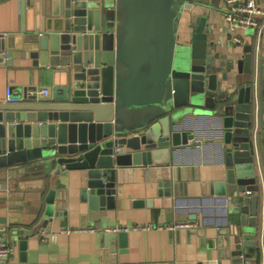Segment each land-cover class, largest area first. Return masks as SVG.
Wrapping results in <instances>:
<instances>
[{
  "label": "water",
  "instance_id": "1",
  "mask_svg": "<svg viewBox=\"0 0 264 264\" xmlns=\"http://www.w3.org/2000/svg\"><path fill=\"white\" fill-rule=\"evenodd\" d=\"M219 1L42 0L40 26L27 48L36 64L61 70L44 74L52 78L51 88L30 86L19 103L0 104V169L38 161L46 172L34 196L38 223L27 237L52 233L55 221L69 225L61 178L75 176L81 199L92 209L114 208L122 161L136 166L188 161L189 141L196 140L190 128L205 122L221 140L225 169L207 182L203 195L226 205L220 211L230 214L228 231L219 232L217 243L235 263L252 264L261 162L248 78L256 55L249 37L243 56H221L211 21ZM184 15L191 36L179 42ZM2 44L0 51L6 39ZM261 59L258 53L259 65ZM188 172L186 164L173 168L160 184L165 182L160 196L170 189L178 197ZM6 176L11 174L0 171V178ZM102 238L108 251L117 245L122 250L128 231L104 232ZM20 246L24 251L27 241Z\"/></svg>",
  "mask_w": 264,
  "mask_h": 264
},
{
  "label": "crops",
  "instance_id": "2",
  "mask_svg": "<svg viewBox=\"0 0 264 264\" xmlns=\"http://www.w3.org/2000/svg\"><path fill=\"white\" fill-rule=\"evenodd\" d=\"M211 15L212 29L221 56L226 60L243 56L246 40L250 37L254 52L257 50L264 62V16L257 28L238 29L230 33L223 17V4ZM42 0H0V46L6 39L7 47L0 51V104L6 103V89L23 97L27 87L51 88L52 74L61 67H43L36 64V58L27 48L28 37L40 26L39 7ZM259 8H264V0H257ZM178 41L184 42L191 36L189 18L182 16L178 22ZM244 39L245 44H236L234 37ZM38 63V62H37ZM248 78L252 86L253 140L260 155L262 180L259 183V228L257 247L252 264H264V63L257 66ZM256 79V81H255ZM254 81L257 87H254ZM55 85V83H54ZM257 90V103L254 91ZM30 94V93H29ZM190 132L196 140L189 141L188 161L172 166L132 165L122 161L116 172V206L114 208L92 209L89 200H82V185L75 176L59 188L66 190L68 226L60 227L61 221L53 222L52 233L41 231L33 237L26 233L37 225L35 220V200L44 186L46 172L34 161L24 165L3 168L11 176L0 178V232L5 241L14 248L8 264H238L233 258L223 254L217 243L219 232L228 231L229 212L224 214V206L210 203L207 182L225 169L224 157L216 129L205 122L191 126ZM186 164L189 172L184 186L160 196L171 170ZM218 179V178H217ZM175 192V191H174ZM182 192V193H181ZM30 196V200H28ZM179 200V204L176 201ZM229 209V208H228ZM221 210V211H220ZM190 223L196 227L176 231L130 230L127 246L120 250L118 245L112 251L105 248L104 232L116 227H132L146 224ZM93 228L94 232L80 231ZM18 232L16 235L15 233ZM27 241L26 249L20 246ZM248 261L239 264H246Z\"/></svg>",
  "mask_w": 264,
  "mask_h": 264
},
{
  "label": "built area",
  "instance_id": "3",
  "mask_svg": "<svg viewBox=\"0 0 264 264\" xmlns=\"http://www.w3.org/2000/svg\"><path fill=\"white\" fill-rule=\"evenodd\" d=\"M223 17L227 24L230 33H235L238 29H249L257 28L259 26V19L264 16V8H259L257 5V0H225L223 4ZM234 42L238 44H245L244 39L235 36ZM256 55V74H258V51H255ZM256 81V79H255ZM254 81V87L256 89L257 83ZM47 95V91L42 92ZM255 102L257 103V90L254 91ZM6 103L16 104L20 102V97L16 95L11 87L6 89ZM258 175L262 180L261 169L258 170ZM250 192H247L249 194ZM196 227L194 224L190 223H170V224H146V225H136L132 227H116L114 229L107 230L108 232H122L130 230H150L153 228L159 230H169L176 231L179 229H192ZM80 231L94 232L93 228L82 229ZM14 254V248L8 244L2 237L0 232V264H8L12 255Z\"/></svg>",
  "mask_w": 264,
  "mask_h": 264
},
{
  "label": "trees",
  "instance_id": "4",
  "mask_svg": "<svg viewBox=\"0 0 264 264\" xmlns=\"http://www.w3.org/2000/svg\"><path fill=\"white\" fill-rule=\"evenodd\" d=\"M259 193H260V190H259Z\"/></svg>",
  "mask_w": 264,
  "mask_h": 264
}]
</instances>
